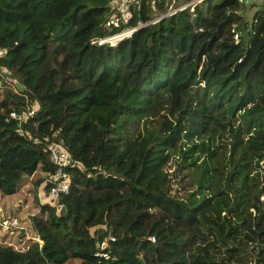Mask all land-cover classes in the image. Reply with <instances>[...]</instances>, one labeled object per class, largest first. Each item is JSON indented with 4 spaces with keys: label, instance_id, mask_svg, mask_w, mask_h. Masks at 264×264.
<instances>
[{
    "label": "trees",
    "instance_id": "obj_1",
    "mask_svg": "<svg viewBox=\"0 0 264 264\" xmlns=\"http://www.w3.org/2000/svg\"><path fill=\"white\" fill-rule=\"evenodd\" d=\"M61 4V25L38 36L34 20ZM166 4L0 0V192L52 170L47 141L77 163L67 192L31 215L40 244L0 242V264H264V11ZM26 98L37 141L7 118Z\"/></svg>",
    "mask_w": 264,
    "mask_h": 264
},
{
    "label": "built area",
    "instance_id": "obj_2",
    "mask_svg": "<svg viewBox=\"0 0 264 264\" xmlns=\"http://www.w3.org/2000/svg\"><path fill=\"white\" fill-rule=\"evenodd\" d=\"M134 0H113L114 5L117 8H126L129 5V2ZM186 3L185 5L190 4ZM257 3L260 6V9L264 11V0H257ZM181 6V7H183ZM180 8V7H178ZM175 8V9H178ZM175 9H172L171 11H174ZM117 18L110 16L108 17L104 25H116ZM131 29H125L122 30L116 34H113L105 39H100L99 41L104 40H114L113 38H119L123 35L129 34ZM238 32L235 31L233 33L234 40H237ZM4 50L0 49V56L3 54ZM27 98L24 99V105L19 108V110L11 109L8 111L7 118H13L16 120V132L18 134L24 135L29 139H32L34 141H37L38 139L35 138L28 130L23 129L22 125L26 122H28V119L34 114L37 108V104L35 102H32L31 104L27 103ZM45 150L47 152V158L52 165V170L43 172V183L47 184V189L44 190L43 197L45 199L47 198L49 201H52V204L57 201L59 194L65 193L68 190L69 187V175L66 170L67 167L77 164L75 160L72 158V156L67 152V150L61 146L58 142L55 141H47L45 144ZM42 198V197H41ZM0 227L4 233H6V230H9L11 233H8L9 235H15L19 241H21L20 245L18 247L24 246L25 239H23V236L27 234V229L22 225V222H20V219L11 216L6 215L3 218L0 219ZM31 233L27 235L26 238H28L29 241H34L38 244H40V240L38 237V234L34 232L33 230H30ZM29 236V237H28ZM22 239L20 240V238ZM151 241H153V236L148 237ZM113 239L112 235L107 232L102 238H99L96 240V250L94 252L95 255L100 257H106L108 255V250L110 247V241Z\"/></svg>",
    "mask_w": 264,
    "mask_h": 264
},
{
    "label": "rangeland",
    "instance_id": "obj_3",
    "mask_svg": "<svg viewBox=\"0 0 264 264\" xmlns=\"http://www.w3.org/2000/svg\"><path fill=\"white\" fill-rule=\"evenodd\" d=\"M178 1L180 0H167L166 6H168V12L172 10V7L170 6L174 2H178ZM244 2L246 4L248 0H244ZM69 10H70L69 6L66 4L55 5V6H52L43 17L36 18L34 20V27L36 29L37 35L40 37L53 35L55 33L54 30L58 26L61 25L60 20L69 13L68 12ZM256 10H260V6L257 3V0H252V4L250 6H245V12H244L245 19L247 21H250L254 11ZM121 13H122V17H125L127 15L125 10L124 12L121 11ZM113 39L114 40H111L110 42H114L117 38H113ZM6 76L8 75L3 73L2 78L4 79V81H8L11 83V84H8L7 86L11 90H14V91L16 90L17 92L20 91L21 85L19 83L15 84L11 80H7ZM6 90H8V88H6ZM31 103L32 102L29 101V104ZM33 173H32L33 176L31 174V175H25L21 177V179L18 181L17 193H15V195L14 194L13 196L7 195L0 199V203L4 206L3 212H0V219L6 215L14 216L18 218V220L20 219V222H22V225H24V227L27 229L26 230L27 234L23 236V239H25V243L23 245L25 247L27 246L28 242H30L28 238L26 237L28 234L31 233L30 230H32L30 228L32 225L31 215L40 214L39 202L40 203L43 202V198H39V195L41 192L40 190H37V187H36V185L38 184L36 183V181L37 179H41L40 177L43 171L40 170L39 168H36L33 171ZM95 227H102V225L99 223L92 224L89 226V229L92 231ZM3 231L0 227V242L1 243L8 242L14 246L20 245L21 241H19L15 235H9L8 233H11L9 230H6L5 231L6 233H4ZM21 239L22 237L20 238V240Z\"/></svg>",
    "mask_w": 264,
    "mask_h": 264
},
{
    "label": "crops",
    "instance_id": "obj_4",
    "mask_svg": "<svg viewBox=\"0 0 264 264\" xmlns=\"http://www.w3.org/2000/svg\"><path fill=\"white\" fill-rule=\"evenodd\" d=\"M34 174V173H33ZM33 174H32V176H33ZM43 177V175H41V177L40 178H42ZM37 190H40V195H39V198H41V197H43V190L41 189V187L40 188H37ZM15 193H17V191L16 192H14L13 194L15 195ZM0 199L2 198V197H5V196H7V195H4V194H2L1 192H0ZM13 194H11L12 196H13ZM37 194V193H36ZM42 194V195H41ZM11 195H8V196H11ZM38 196V195H37ZM3 209H4V206L0 203V212H3Z\"/></svg>",
    "mask_w": 264,
    "mask_h": 264
},
{
    "label": "clouds",
    "instance_id": "obj_5",
    "mask_svg": "<svg viewBox=\"0 0 264 264\" xmlns=\"http://www.w3.org/2000/svg\"><path fill=\"white\" fill-rule=\"evenodd\" d=\"M31 133V132H30ZM31 140V139H30ZM39 237V236H38ZM40 240V239H39ZM41 242V241H40Z\"/></svg>",
    "mask_w": 264,
    "mask_h": 264
}]
</instances>
